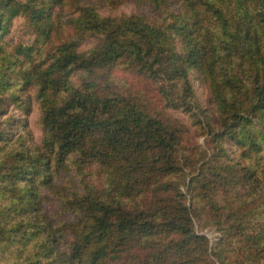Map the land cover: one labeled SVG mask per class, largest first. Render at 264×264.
<instances>
[{
    "label": "trees",
    "instance_id": "16d2710c",
    "mask_svg": "<svg viewBox=\"0 0 264 264\" xmlns=\"http://www.w3.org/2000/svg\"><path fill=\"white\" fill-rule=\"evenodd\" d=\"M73 1L64 18L68 0H0V264H264V0H132L154 20ZM17 16L49 44L38 60L39 47L3 42ZM120 64L168 102L193 96L191 72L207 87L212 152L186 159L188 183L182 129L113 89ZM51 200L69 218L50 217ZM203 214L216 246L194 229Z\"/></svg>",
    "mask_w": 264,
    "mask_h": 264
},
{
    "label": "rangeland",
    "instance_id": "374dc122",
    "mask_svg": "<svg viewBox=\"0 0 264 264\" xmlns=\"http://www.w3.org/2000/svg\"><path fill=\"white\" fill-rule=\"evenodd\" d=\"M73 2V0H68L67 6L63 9L64 18L74 14L76 9L73 7L69 8ZM95 5L96 11L104 17H119L132 13H144L149 20H154L157 17L156 13L148 5L145 3L138 4L132 0H106V3L96 2ZM167 16L169 18V14ZM215 18L214 9L204 10L203 20L205 19V24H209L210 26ZM69 32L70 29L65 27L62 30L63 35ZM60 37L63 36L60 35ZM41 39L38 27L30 25L24 17L17 16L12 20L9 31L3 38V42L14 49H17L19 45H34L35 47H39V50L34 52L33 55L38 60L39 57L45 55L46 47L49 45ZM55 41L53 40L52 43ZM92 45L93 41L88 39L83 42L81 49H88ZM110 80L114 86L113 89H119L126 96H130L141 103V105H144L149 112L159 115L161 118L168 120L176 127L182 129V155L185 158H181L180 165L184 170L182 175L184 180L182 181L188 183L191 174L186 166V159L188 158L187 160H189L191 155H194V159L198 160L197 166L199 167L202 162L210 158L212 152L211 143L209 142L210 137L206 134L205 114H214V107L209 99L207 87L199 80L196 73L191 72L190 81L193 87V96L188 99L187 103L180 105L171 100L168 102L158 82L146 74L137 73L126 64H120L115 67L111 73ZM17 115L20 116L21 113L18 112ZM24 117L27 120V127L32 134L33 140L39 142L42 138V129L40 125V109L35 100L32 101L30 111ZM225 145L228 147V143ZM200 148L203 149L200 150ZM74 174L76 175L77 172L73 168L68 175L72 176ZM181 189L186 193V186L183 185ZM187 199L188 204H191L192 200L190 195H187ZM44 206L50 217L57 218L59 216L64 219L69 218L68 215L64 216V213H60L58 203L54 200L49 201ZM193 219L195 231L206 236L209 246H216L222 237V232L218 229L217 225L206 221V215L204 214L200 217L195 216ZM225 243L227 245V242ZM230 259L232 260V256L229 257V261Z\"/></svg>",
    "mask_w": 264,
    "mask_h": 264
}]
</instances>
